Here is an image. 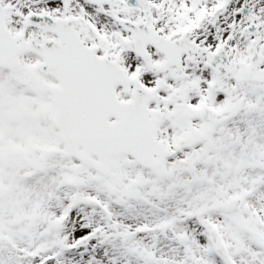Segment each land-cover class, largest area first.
I'll use <instances>...</instances> for the list:
<instances>
[{"label":"snow or ice","instance_id":"1","mask_svg":"<svg viewBox=\"0 0 264 264\" xmlns=\"http://www.w3.org/2000/svg\"><path fill=\"white\" fill-rule=\"evenodd\" d=\"M0 264H264V0H0Z\"/></svg>","mask_w":264,"mask_h":264}]
</instances>
